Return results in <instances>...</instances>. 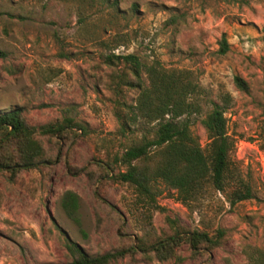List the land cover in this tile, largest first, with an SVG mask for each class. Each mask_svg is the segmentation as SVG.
Returning a JSON list of instances; mask_svg holds the SVG:
<instances>
[{"label": "rangeland", "instance_id": "obj_1", "mask_svg": "<svg viewBox=\"0 0 264 264\" xmlns=\"http://www.w3.org/2000/svg\"><path fill=\"white\" fill-rule=\"evenodd\" d=\"M223 35L227 54L220 53ZM112 49L194 74L203 94L192 130L203 146L201 119L229 97L231 159L253 199L233 205V185L183 204L159 183L157 209L106 176L100 162L123 154L126 145L99 68ZM0 51L6 54L0 113L22 110L37 128L72 119L86 130L74 129L79 136L60 148L41 138L53 161L38 170L13 178L0 170V264L70 262L68 241L93 256L142 238L152 243L172 233L167 219L187 231L225 233L210 254L192 255L184 244L177 252L181 264H247V247L264 250V0H0ZM236 77L247 92L238 89ZM68 191L79 197L80 227L60 206ZM112 264L178 263L138 251Z\"/></svg>", "mask_w": 264, "mask_h": 264}, {"label": "trees", "instance_id": "obj_2", "mask_svg": "<svg viewBox=\"0 0 264 264\" xmlns=\"http://www.w3.org/2000/svg\"><path fill=\"white\" fill-rule=\"evenodd\" d=\"M68 2L70 0H60ZM94 2V0H92ZM81 15V14H80ZM80 17V22L85 23ZM105 44V43H102ZM119 42L115 47H119ZM102 56L106 74L105 88L111 94L119 124L118 135L126 141L124 152L106 164L100 162L106 176L119 184L135 189L140 200L151 208L156 205L159 183L174 191L186 204L196 202L209 189L230 192L232 204L254 198L252 187L241 179L231 159L234 143L227 132L225 114L229 97L223 96V104H214L200 124L207 135L203 146L193 133V118L202 114L200 98L203 89L191 71L166 69L159 61L143 63L137 55ZM230 50L226 36L220 41V53ZM6 54L0 51V59ZM239 90L248 91L246 83L236 77ZM85 128L72 119L62 124H47L39 128L30 126L22 110L0 113V170L11 178L23 171L32 172L53 161L47 155L41 138L60 148L69 138L79 136L74 132ZM140 133V135H139ZM119 166L124 167L121 171ZM66 216L81 226L79 197L66 192L60 202ZM172 233L155 242L138 239L136 245L119 247L99 255H89L76 243L68 241L67 249L72 257L63 264H112L138 251L153 256L158 262L183 263L177 252L184 245L190 247L192 255L210 254L221 246L225 233L218 230L211 236L203 231H187L175 221L167 219ZM146 231V235H150ZM247 264H264V250L247 247Z\"/></svg>", "mask_w": 264, "mask_h": 264}]
</instances>
